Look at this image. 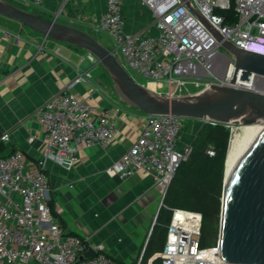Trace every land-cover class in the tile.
Returning a JSON list of instances; mask_svg holds the SVG:
<instances>
[{"label":"built area","instance_id":"built-area-1","mask_svg":"<svg viewBox=\"0 0 264 264\" xmlns=\"http://www.w3.org/2000/svg\"><path fill=\"white\" fill-rule=\"evenodd\" d=\"M38 8L42 0H17ZM153 14L157 34L148 30L126 31L124 0H107V10L96 29L114 43L111 52L131 74L146 80L147 87L170 97L199 93L211 85L229 86L264 93L253 75L232 84L235 59L186 6L183 0H134ZM223 37L235 46L264 55V0H189ZM228 15V16H226ZM13 35L0 28V45ZM93 62L97 59L89 53ZM77 82H90L80 75ZM192 90H195L194 92ZM45 129L44 148L37 162L15 151L0 158V264H121L102 243L68 233L50 206L47 165L68 170L79 162L81 148L110 147L117 135L116 112L86 104L70 90H63L36 112ZM185 119L149 116L131 148L108 170L121 179L145 172L156 178L163 201L171 180L191 153L181 145ZM233 128L231 127V138ZM2 142L10 141L8 134ZM214 156L213 151L208 152ZM71 188L74 185H70ZM203 217L200 213L173 210L163 250L148 260L152 264H221L219 245L201 246ZM94 250L95 257L85 259ZM142 252L136 264H143Z\"/></svg>","mask_w":264,"mask_h":264},{"label":"crops","instance_id":"crops-1","mask_svg":"<svg viewBox=\"0 0 264 264\" xmlns=\"http://www.w3.org/2000/svg\"><path fill=\"white\" fill-rule=\"evenodd\" d=\"M7 1L24 9L32 8V13L48 20L86 27L99 33L100 42L108 49L114 45L96 29L107 10V0H42L38 8L17 0ZM122 7L128 33L148 30L157 34L152 25L153 14L147 7L134 0H124ZM142 10L147 14L140 19L137 15ZM0 28L14 37L0 45V143L5 147L0 157L22 151L29 161L37 162L44 148L45 129L36 112L63 90H70L90 106L113 109L117 135L110 147L81 148L79 162L70 170L53 163L47 165L50 206L53 205L56 220L68 233L89 238L94 245L104 244L121 264H136L147 249L149 228L160 213L163 194L152 175L140 171L121 179L108 168L138 139L148 115L119 98L103 66L93 62L88 52L45 39L1 15ZM87 73L91 75L90 82L76 81ZM203 125V121L186 120L183 132L186 127L195 137ZM3 134H8L10 141L2 142ZM181 145L185 146L182 140Z\"/></svg>","mask_w":264,"mask_h":264},{"label":"water","instance_id":"water-1","mask_svg":"<svg viewBox=\"0 0 264 264\" xmlns=\"http://www.w3.org/2000/svg\"><path fill=\"white\" fill-rule=\"evenodd\" d=\"M183 1L221 46L234 57L235 69L230 79L232 84L237 81L240 71L239 79L243 81H249L253 75L264 77V55L225 41L191 6L189 0ZM0 15L20 23L45 39L65 43L92 54L109 75L119 98L129 107L149 116L172 115L185 120L224 124L232 128L263 124L252 127L235 158L234 170L229 176H226L225 165L218 242L220 254L214 255L221 257V264H264V93L211 85L199 93L187 96L170 97L159 94L137 82L110 49L83 30L61 24L56 19L42 18L7 0H0ZM162 206L163 203L161 208ZM96 255L90 249L85 259Z\"/></svg>","mask_w":264,"mask_h":264},{"label":"trees","instance_id":"trees-1","mask_svg":"<svg viewBox=\"0 0 264 264\" xmlns=\"http://www.w3.org/2000/svg\"><path fill=\"white\" fill-rule=\"evenodd\" d=\"M228 16V15H226ZM231 140V127L205 123L191 142V153L181 163L170 182L163 206L144 254L143 264L163 250L173 210L200 213L203 217L201 246L211 247L212 229L220 219L225 181V165ZM5 147L0 143V151ZM213 151L214 156L209 155ZM13 152L2 157L11 155ZM0 157V158H2ZM56 216V211L51 206ZM74 235V234H73ZM155 259L152 264H161Z\"/></svg>","mask_w":264,"mask_h":264},{"label":"rangeland","instance_id":"rangeland-1","mask_svg":"<svg viewBox=\"0 0 264 264\" xmlns=\"http://www.w3.org/2000/svg\"><path fill=\"white\" fill-rule=\"evenodd\" d=\"M13 3H14V5H17V7L19 6V7H22L23 8V6H20L19 4H17L16 2H14V1H12ZM24 9V8H23ZM24 10H26V11H30V12H32L34 9H32V8H26L25 7V9ZM146 11L145 10H142V11H140L139 12V14L137 15L140 19L141 18H144L145 16H146ZM78 29H80V30H83V31H85V32H87V33H89L91 36H93L95 39H97L98 41H100V40H102V36L99 34V33H97V32H95V31H93V30H90V29H88V28H86V27H81V28H78ZM110 49V48H109ZM221 50L223 51V52H226V50L224 49V48H221ZM133 75V78L137 81V82H139L140 84H145L146 85V80L145 79H143L142 77H140V76H138L137 74H135V73H133L132 74ZM258 84H259V88L261 89V90H263L264 91V80H262V79H258ZM151 87V86H150ZM193 92L195 91V90H192ZM206 122H204V124H205ZM186 126V125H185ZM193 137H194V134L192 133V132H190L189 130H186V127H185V129H184V132H183V135H182V143L185 145V144H188V143H191L192 142V139H193ZM152 228V227H151ZM151 228H149V232H148V235H149V233H150V231H151ZM147 235V236H148ZM212 243H211V245H217V243L219 242V237H220V219H218L216 222H215V224L213 225V229H212ZM106 248L107 249H109L107 246H106ZM138 261V260H137ZM136 261V262H137Z\"/></svg>","mask_w":264,"mask_h":264},{"label":"bare ground","instance_id":"bare-ground-1","mask_svg":"<svg viewBox=\"0 0 264 264\" xmlns=\"http://www.w3.org/2000/svg\"><path fill=\"white\" fill-rule=\"evenodd\" d=\"M150 86V89L154 90V85L151 84ZM253 126H263V124L258 123L254 125L233 127V136L230 140L228 156L226 160V176H229L234 170L235 158Z\"/></svg>","mask_w":264,"mask_h":264}]
</instances>
